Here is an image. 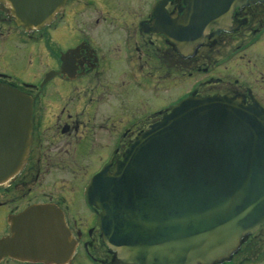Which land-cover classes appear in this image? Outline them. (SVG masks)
Instances as JSON below:
<instances>
[{
    "label": "flooded vegetation",
    "instance_id": "flooded-vegetation-1",
    "mask_svg": "<svg viewBox=\"0 0 264 264\" xmlns=\"http://www.w3.org/2000/svg\"><path fill=\"white\" fill-rule=\"evenodd\" d=\"M187 8V0H64L50 24L26 30L0 5V84L32 101L28 155L0 184V243L33 209L49 224L62 217L74 243L64 261L15 257L0 245V264H121L89 201L94 178L113 173L138 137L192 95L264 108V0L235 8L193 46L172 36ZM216 264H264V225Z\"/></svg>",
    "mask_w": 264,
    "mask_h": 264
},
{
    "label": "water",
    "instance_id": "water-1",
    "mask_svg": "<svg viewBox=\"0 0 264 264\" xmlns=\"http://www.w3.org/2000/svg\"><path fill=\"white\" fill-rule=\"evenodd\" d=\"M250 0H187L173 40L191 46ZM26 30L50 24L64 0H0ZM171 36V35H170ZM32 101L0 84V184L23 167ZM89 201L106 245L121 264H216L264 225V108L227 97L183 100L115 165L94 178ZM37 218V222L35 221ZM38 209L0 245L12 256L66 260L74 243L64 220Z\"/></svg>",
    "mask_w": 264,
    "mask_h": 264
},
{
    "label": "rangeland",
    "instance_id": "rangeland-1",
    "mask_svg": "<svg viewBox=\"0 0 264 264\" xmlns=\"http://www.w3.org/2000/svg\"><path fill=\"white\" fill-rule=\"evenodd\" d=\"M2 64V63H1Z\"/></svg>",
    "mask_w": 264,
    "mask_h": 264
}]
</instances>
